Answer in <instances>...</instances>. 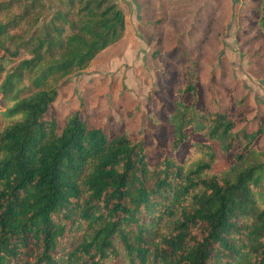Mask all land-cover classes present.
I'll return each mask as SVG.
<instances>
[{"label": "trees", "instance_id": "obj_1", "mask_svg": "<svg viewBox=\"0 0 264 264\" xmlns=\"http://www.w3.org/2000/svg\"><path fill=\"white\" fill-rule=\"evenodd\" d=\"M80 1L85 20L69 23L61 12L54 20L82 35L66 37L51 21L53 36L26 41L35 40L28 59L10 48L11 30L41 1L0 21V264H264V148L256 144L264 126L239 128L245 111L200 110L194 60L169 116L172 154L154 164L143 139L112 137L79 111L59 131L49 114L56 78L87 67L125 30L115 3ZM16 2L0 3V14ZM258 22L264 32V0Z\"/></svg>", "mask_w": 264, "mask_h": 264}, {"label": "rangeland", "instance_id": "obj_2", "mask_svg": "<svg viewBox=\"0 0 264 264\" xmlns=\"http://www.w3.org/2000/svg\"><path fill=\"white\" fill-rule=\"evenodd\" d=\"M32 1L18 0L1 12L0 21L14 20ZM40 1V6L29 8L30 13L11 30L15 39L10 48L20 46L22 58L32 57L35 40L26 45L28 39L53 36L51 21L65 29L66 37L82 35L79 26L70 28L54 19L61 12L69 23L85 20L87 16L77 15L85 1ZM112 2L125 17L120 40L84 69L56 78L58 96L49 114L57 117L59 131L66 115L79 111L89 125L103 128L112 137L127 131L133 140L143 139L151 164L172 154L169 116L180 98L188 58L198 64L196 105L200 110L216 106L230 116L245 111L247 122L239 128L264 126V32L258 22L261 0H110L105 6ZM186 101L190 103L192 97ZM240 101H244L242 106ZM191 141L203 138L192 134ZM256 144L264 148V134ZM190 146L191 142L184 144L177 155L181 157ZM234 154L217 161L214 171L232 164Z\"/></svg>", "mask_w": 264, "mask_h": 264}]
</instances>
